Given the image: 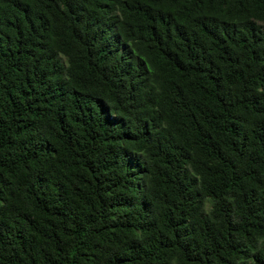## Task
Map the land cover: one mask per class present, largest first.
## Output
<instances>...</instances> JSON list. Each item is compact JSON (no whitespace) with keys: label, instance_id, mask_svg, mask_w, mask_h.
Listing matches in <instances>:
<instances>
[{"label":"trees","instance_id":"trees-1","mask_svg":"<svg viewBox=\"0 0 264 264\" xmlns=\"http://www.w3.org/2000/svg\"><path fill=\"white\" fill-rule=\"evenodd\" d=\"M0 264H264V0H0Z\"/></svg>","mask_w":264,"mask_h":264}]
</instances>
